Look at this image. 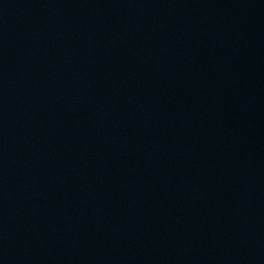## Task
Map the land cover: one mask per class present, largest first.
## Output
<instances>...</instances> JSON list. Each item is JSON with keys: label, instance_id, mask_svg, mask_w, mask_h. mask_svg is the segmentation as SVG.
Masks as SVG:
<instances>
[{"label": "water", "instance_id": "1", "mask_svg": "<svg viewBox=\"0 0 264 264\" xmlns=\"http://www.w3.org/2000/svg\"><path fill=\"white\" fill-rule=\"evenodd\" d=\"M0 264H264V0H0Z\"/></svg>", "mask_w": 264, "mask_h": 264}]
</instances>
